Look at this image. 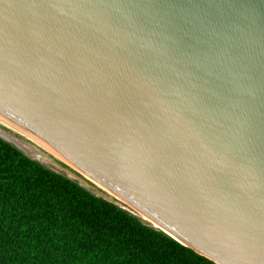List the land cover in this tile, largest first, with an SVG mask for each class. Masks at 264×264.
I'll use <instances>...</instances> for the list:
<instances>
[{"label": "water", "instance_id": "95a60500", "mask_svg": "<svg viewBox=\"0 0 264 264\" xmlns=\"http://www.w3.org/2000/svg\"><path fill=\"white\" fill-rule=\"evenodd\" d=\"M0 138L217 264H264V0H0Z\"/></svg>", "mask_w": 264, "mask_h": 264}, {"label": "trees", "instance_id": "16d2710c", "mask_svg": "<svg viewBox=\"0 0 264 264\" xmlns=\"http://www.w3.org/2000/svg\"><path fill=\"white\" fill-rule=\"evenodd\" d=\"M0 264H217L0 138Z\"/></svg>", "mask_w": 264, "mask_h": 264}, {"label": "bare ground", "instance_id": "6f19581e", "mask_svg": "<svg viewBox=\"0 0 264 264\" xmlns=\"http://www.w3.org/2000/svg\"><path fill=\"white\" fill-rule=\"evenodd\" d=\"M30 154V153H29ZM31 155V154H30ZM32 157H35V156H33V155H31ZM36 158V157H35Z\"/></svg>", "mask_w": 264, "mask_h": 264}]
</instances>
